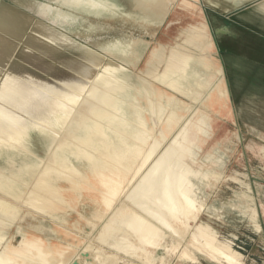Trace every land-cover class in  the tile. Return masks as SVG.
<instances>
[{"label":"bare ground","instance_id":"obj_1","mask_svg":"<svg viewBox=\"0 0 264 264\" xmlns=\"http://www.w3.org/2000/svg\"><path fill=\"white\" fill-rule=\"evenodd\" d=\"M173 1L126 0L128 10L118 0L30 4L45 19L50 4L70 2L160 24ZM179 38L166 52L156 46L145 70L134 67L141 41L110 44L109 55L133 66L120 69L0 1V264H83L81 251L93 242L115 253L107 262L93 253L87 264H166L158 254L172 255L189 236L194 250L180 249V259L197 263V251L220 264H245L197 223L203 205L192 179L207 173L192 168L191 156L210 127L200 108L229 103L204 24H189ZM24 217L32 220L20 226Z\"/></svg>","mask_w":264,"mask_h":264},{"label":"rangeland","instance_id":"obj_2","mask_svg":"<svg viewBox=\"0 0 264 264\" xmlns=\"http://www.w3.org/2000/svg\"><path fill=\"white\" fill-rule=\"evenodd\" d=\"M189 1H195V5H186L183 0L171 2L160 24L145 23L106 10L95 12L82 6L58 4L49 5V17L53 19L55 16H63L61 25L54 24L49 19L34 17L97 51L120 69H133V66L109 55V45L141 41L145 46L142 55L137 61L132 60L137 70H145L150 54L156 46H162L166 52L180 42L181 32L183 33L189 24H204L213 43L209 53L221 68L229 105L226 109H209L203 105L200 108V103L178 95L179 102L183 105H197L210 125L208 129L205 127L208 136L200 135L202 141L193 148L194 153L191 156L196 162L192 168L207 173V179L202 180L199 174L192 179L196 199L203 205L197 223L209 225L215 231L216 239L227 242L231 248L237 250L245 264H264V41L257 42L249 32L244 31L239 37L238 46L235 34L241 31L233 28L227 16H200L201 20L197 22L198 16L192 14L199 8L197 5L200 0ZM118 2L122 5L127 3L126 0ZM130 8L131 5L127 3L125 10ZM211 11L220 14L218 10ZM207 14L209 15V11ZM222 26L228 27L227 35L216 32L217 28ZM262 32L264 33V30ZM237 57L255 58L253 62L257 67L239 63L236 61ZM22 211L20 215H23ZM24 218L21 219L23 222L20 221V226L27 225L32 220ZM255 223L260 227L256 228ZM41 224L46 227L51 225L48 221H42ZM9 233L14 235L13 243H17L19 237L15 234V228H11ZM172 242L175 244L176 241L166 238L168 247ZM187 245H191L190 236L180 243L172 255H158L165 256L166 264H220L197 253L196 250L192 252L197 257V263L180 259V251ZM192 247L190 249L194 250ZM93 253L99 256L98 260L101 257V262H107L106 256L115 252L107 244L93 242L81 251L79 260H83V264L91 262ZM120 257L126 258L124 255ZM118 263L125 262L120 259Z\"/></svg>","mask_w":264,"mask_h":264},{"label":"crops","instance_id":"obj_3","mask_svg":"<svg viewBox=\"0 0 264 264\" xmlns=\"http://www.w3.org/2000/svg\"><path fill=\"white\" fill-rule=\"evenodd\" d=\"M238 0H213V2L200 0L199 8H196L192 16H198L196 21H200V16H227L231 21L230 24L237 31L241 33L235 34L237 45L239 46V37L244 33V31L249 32L252 35L253 40H258L257 42L264 41V0H242L239 3ZM236 2V3H235ZM211 10H218L220 14H215ZM209 11V15L207 14ZM191 16V15H189ZM229 16H232L230 18ZM227 22V21H225ZM225 29L223 34L228 33V27L222 26ZM229 37V36H226ZM232 38V36H231ZM243 44V41H241ZM239 50V49H237ZM239 51H237L238 55ZM246 58V57H245ZM255 58L248 57V59H242L237 57L236 61L242 64L250 65L251 67H257V64L253 62Z\"/></svg>","mask_w":264,"mask_h":264},{"label":"water","instance_id":"obj_4","mask_svg":"<svg viewBox=\"0 0 264 264\" xmlns=\"http://www.w3.org/2000/svg\"><path fill=\"white\" fill-rule=\"evenodd\" d=\"M4 1V0H2ZM5 3L9 4L11 7L15 8L16 10L24 13V14H29L31 16H42L39 15L38 13H36V9L37 8H33V5H31L30 3H34L31 0H6L4 1ZM67 5H72V6H79L76 3H68ZM43 18V17H42ZM45 19V18H44ZM63 18H56V16L53 19H49L50 22L54 23V24H62ZM216 32H225V29L223 28H217Z\"/></svg>","mask_w":264,"mask_h":264}]
</instances>
